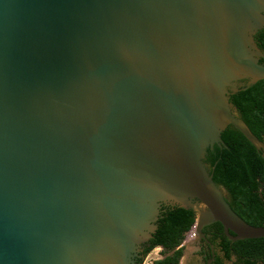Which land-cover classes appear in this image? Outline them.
<instances>
[{
	"label": "water",
	"instance_id": "1",
	"mask_svg": "<svg viewBox=\"0 0 264 264\" xmlns=\"http://www.w3.org/2000/svg\"><path fill=\"white\" fill-rule=\"evenodd\" d=\"M263 78L264 0H0V264H128L171 203L264 238L211 174Z\"/></svg>",
	"mask_w": 264,
	"mask_h": 264
},
{
	"label": "trees",
	"instance_id": "2",
	"mask_svg": "<svg viewBox=\"0 0 264 264\" xmlns=\"http://www.w3.org/2000/svg\"><path fill=\"white\" fill-rule=\"evenodd\" d=\"M234 106L251 132L264 142V78L243 89ZM219 162L212 171L213 181L226 189L228 204L243 220L255 226L264 225V156L238 129L228 126L221 132ZM211 169L212 160L207 158ZM195 211L177 204L161 212L156 228L146 243L143 257L155 247H161L162 256L152 264H180L182 242L195 222ZM221 227L220 223H214ZM213 224V225H214ZM211 225H208L204 230ZM221 229V228H220ZM230 248L245 258L264 261V238L231 241Z\"/></svg>",
	"mask_w": 264,
	"mask_h": 264
},
{
	"label": "flooded vegetation",
	"instance_id": "3",
	"mask_svg": "<svg viewBox=\"0 0 264 264\" xmlns=\"http://www.w3.org/2000/svg\"><path fill=\"white\" fill-rule=\"evenodd\" d=\"M221 145L222 143H220V146ZM207 158L208 157H203V162L206 165L208 171L210 172L209 162ZM220 187L227 194L226 200H228L229 197L228 192L224 187L222 186ZM172 205L174 204L171 203L168 206H172ZM159 216L152 223L153 228L147 230V237H144L142 241H140L138 244L134 246L132 250H130L128 264H142L143 259L145 257V256L143 257V251L146 247V243L151 238V235L154 232V227L156 226V222ZM214 223H220V222H214ZM214 223L210 224L211 226L206 228L205 230L204 228L207 227L208 225L203 227L202 229L205 238H199L197 241V248L193 253L196 259V263L194 264H206L208 260H210L209 264H245L246 263L245 258H243L241 255H238L236 252H234V250L230 248L228 251H226L224 249L223 244L225 240L229 238L226 236V233L221 223H220L221 227H219L217 224ZM229 232L233 234L231 231ZM183 252H184V248H183ZM250 259H251L250 261H253L254 264H264V261L262 259H258V260H254L252 258Z\"/></svg>",
	"mask_w": 264,
	"mask_h": 264
},
{
	"label": "rangeland",
	"instance_id": "4",
	"mask_svg": "<svg viewBox=\"0 0 264 264\" xmlns=\"http://www.w3.org/2000/svg\"><path fill=\"white\" fill-rule=\"evenodd\" d=\"M224 194L227 197V194L226 193H224ZM194 233H195V231H194ZM188 234H190V233H186L185 238L182 242L184 252H183V255L181 257L180 264H194V263H196L195 255H193V253H194L195 249L197 248V241L199 238H198V236H196V234H193V237H188ZM161 256H162L161 247L157 246L154 249H152L144 257L142 264H152V261L154 259L159 258Z\"/></svg>",
	"mask_w": 264,
	"mask_h": 264
},
{
	"label": "built area",
	"instance_id": "5",
	"mask_svg": "<svg viewBox=\"0 0 264 264\" xmlns=\"http://www.w3.org/2000/svg\"><path fill=\"white\" fill-rule=\"evenodd\" d=\"M192 232H193V233H192ZM188 233L195 234V233H194V228H193V227H191V229L188 231Z\"/></svg>",
	"mask_w": 264,
	"mask_h": 264
},
{
	"label": "bare ground",
	"instance_id": "6",
	"mask_svg": "<svg viewBox=\"0 0 264 264\" xmlns=\"http://www.w3.org/2000/svg\"><path fill=\"white\" fill-rule=\"evenodd\" d=\"M188 237H193V234L192 233H190V234H188ZM188 242V241H187ZM186 256V255H185ZM186 259V258H185Z\"/></svg>",
	"mask_w": 264,
	"mask_h": 264
}]
</instances>
